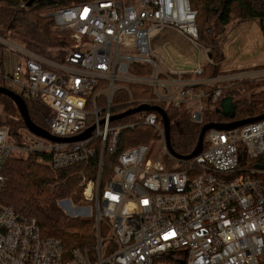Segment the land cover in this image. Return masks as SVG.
Returning <instances> with one entry per match:
<instances>
[{
    "label": "built area",
    "instance_id": "built-area-1",
    "mask_svg": "<svg viewBox=\"0 0 264 264\" xmlns=\"http://www.w3.org/2000/svg\"><path fill=\"white\" fill-rule=\"evenodd\" d=\"M49 16L53 30L68 33L70 44L44 57L0 36V86L49 109L44 130L55 137H74L94 126L93 132L86 140L56 143L26 130L29 139L15 145L0 127V193L13 152L41 153L59 171L87 165L100 145L96 179L83 176L80 183L85 204L67 200L70 212L93 220L92 242L66 250L57 238L43 237L35 219L0 203V264H264V168L247 162L264 157V118L235 130H209L201 153L176 160L183 164L179 171L147 158L146 145L122 150L100 187L104 150L115 152L122 129L138 123L154 129L171 157L155 112H143L139 122L112 124L118 122L110 119L120 90L128 93L129 109L193 104L191 119L201 122V98L222 103V90L239 83L264 89V65L205 79L199 60L191 70L161 69L150 41L165 29L194 47L197 57L211 60L197 42L190 0H77ZM128 85L150 88L151 100L132 101ZM205 85L215 88L203 94L197 87Z\"/></svg>",
    "mask_w": 264,
    "mask_h": 264
},
{
    "label": "trees",
    "instance_id": "trees-1",
    "mask_svg": "<svg viewBox=\"0 0 264 264\" xmlns=\"http://www.w3.org/2000/svg\"><path fill=\"white\" fill-rule=\"evenodd\" d=\"M77 0H0V36L5 37L12 32L21 39L23 45L33 52L48 57L53 49L62 48L70 44L68 33L53 30V19L49 13L61 7L75 4ZM30 3V4H29ZM190 6L195 11V26L197 28V42L210 54V62L203 67L201 79L217 77L235 70L221 69V62L225 56L222 50V40L226 30L233 22L242 23L256 21L264 41V0H190ZM4 48L0 46V68L4 64ZM1 87V86H0ZM132 101L151 100V89L141 86H127ZM253 83H239L234 87L222 90V97L232 98L234 103L235 120H246L263 115L264 89L257 90ZM215 87L211 85L199 86L203 94L211 92ZM27 105L28 115L33 124L45 128L44 117H49L51 111L38 100L22 95ZM203 119L195 122L191 119L192 108L189 104H181L178 108L171 105L159 104L170 121L169 143L176 155H188L196 145L201 127L206 122L226 123L229 118L221 111V100L213 101L210 96L201 98ZM111 113L119 115L130 108L128 93L120 90L113 98ZM189 108L187 111L183 109ZM0 109L4 115L0 116V127H4L13 144L21 145L24 141L25 127L19 118L17 109L8 99L0 95ZM140 120V119H139ZM130 117L112 123L121 125L129 122ZM90 119L88 124H90ZM156 132L152 128L141 126L122 129L116 139V150L111 154L107 148L103 154L101 186L116 163V156L122 150L135 148L139 145L150 146ZM158 139V137H157ZM108 140V139H107ZM93 141H100L95 139ZM92 141V142H93ZM205 148V146H204ZM163 153V152H162ZM159 159L167 170L179 171L182 162L164 154ZM100 145L90 158L87 165L69 167L65 170L54 171L45 163L46 156L41 153H27L22 158L11 156L3 170L5 183L0 193V203L11 208L22 218L36 220L39 232L43 237L57 238L63 247L68 249L82 248L91 240L93 220L71 217L66 215L60 202L71 201L77 206L85 204L81 199L83 190L80 183L83 176L96 179L99 166ZM252 165L264 168V157L247 159ZM245 163H242V165ZM264 183V179H262Z\"/></svg>",
    "mask_w": 264,
    "mask_h": 264
},
{
    "label": "rangeland",
    "instance_id": "rangeland-1",
    "mask_svg": "<svg viewBox=\"0 0 264 264\" xmlns=\"http://www.w3.org/2000/svg\"><path fill=\"white\" fill-rule=\"evenodd\" d=\"M6 37L13 44H23L21 39L17 37L15 33L7 32ZM168 40L171 46H163L164 41ZM152 58L159 63L161 69L166 70L169 68L171 71H177L178 69L191 70L199 60L200 66H204L206 58L202 53L197 57V50L192 46H186L183 43L181 37L175 34H168L167 30L161 31L159 35H156L151 41ZM222 50L224 53V60L221 62V69L225 71H233V69L248 68L250 66H262L264 65V41L259 27L256 21H246L242 23L233 22L228 26L224 39L222 40ZM15 57L10 56L9 61L14 62ZM0 84H2L0 82ZM191 108L193 106L189 105ZM189 108L183 109L187 111ZM4 113L0 109V116ZM143 112L135 113L131 115V120H139L144 117ZM127 118V117H126ZM46 124V122H45ZM46 127V126H45ZM26 139H29V133L24 131ZM25 139V140H26ZM35 140V138H32ZM147 158L161 159L163 144L153 137L150 142ZM14 156L22 158L24 153L13 152ZM61 208L65 214H77L78 211H69V202H60ZM81 211V210H79ZM81 211L80 213H82ZM77 217L78 216L77 214ZM85 217V216H84ZM87 217V216H86ZM80 218L83 219V216ZM89 220V219H88Z\"/></svg>",
    "mask_w": 264,
    "mask_h": 264
},
{
    "label": "water",
    "instance_id": "water-1",
    "mask_svg": "<svg viewBox=\"0 0 264 264\" xmlns=\"http://www.w3.org/2000/svg\"><path fill=\"white\" fill-rule=\"evenodd\" d=\"M30 4V3H29ZM0 95L8 98L12 104L15 105L16 109H17V113L19 115V118L22 120V123L25 127V129L28 132H31L32 134H34L35 136H39L42 138H45L47 140H51L53 142L56 143H65V142H79L80 140H86L88 138L91 137L92 132H93V127H89L87 129L84 130V132L80 133L77 136L74 137H65V138H58L53 136L51 133L47 132L46 130H44L43 128L33 124V122L31 121V118H29L28 115V109H27V105L25 104L24 100L22 97H20L19 95L15 94L12 90H9L8 88H3L0 87ZM155 112L157 115L160 116V123L162 125V129H164V142L166 143V147H167V151L169 153V155L171 157H173L175 160H191L193 159V157H195L196 155H198L199 153H201L202 149H203V139L205 137V135L207 134V132L209 130H216V131H221V130H235V128H239L241 126L244 125H249V123H253V122H257L260 121L264 118V113L261 116L258 117H254V118H249L246 120H235L233 121L234 118V103L232 98L229 97H225L223 98V101L221 103V111L223 113L226 114V116L229 118V122L226 123H216V122H206V124H203L200 130V133L198 135L197 138V143L195 145V147L193 148V150L188 154V155H176L170 146L169 143V133H170V121L169 118L167 116V114H165V111L162 110L160 107L158 106H148V105H140L135 107V109H129L126 110L124 112H122L119 115H114L111 117V121H119L121 119H124L126 117H129L131 115H134L135 113L138 112Z\"/></svg>",
    "mask_w": 264,
    "mask_h": 264
},
{
    "label": "bare ground",
    "instance_id": "bare-ground-1",
    "mask_svg": "<svg viewBox=\"0 0 264 264\" xmlns=\"http://www.w3.org/2000/svg\"><path fill=\"white\" fill-rule=\"evenodd\" d=\"M4 88V87H3ZM162 109V108H161ZM129 110V109H128ZM160 117V116H159Z\"/></svg>",
    "mask_w": 264,
    "mask_h": 264
},
{
    "label": "crops",
    "instance_id": "crops-1",
    "mask_svg": "<svg viewBox=\"0 0 264 264\" xmlns=\"http://www.w3.org/2000/svg\"><path fill=\"white\" fill-rule=\"evenodd\" d=\"M184 43V42H183Z\"/></svg>",
    "mask_w": 264,
    "mask_h": 264
}]
</instances>
